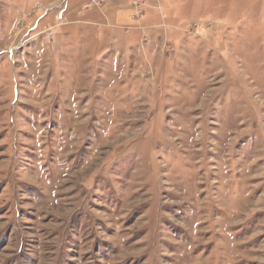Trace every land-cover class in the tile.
Listing matches in <instances>:
<instances>
[{
	"label": "rangeland",
	"instance_id": "1",
	"mask_svg": "<svg viewBox=\"0 0 264 264\" xmlns=\"http://www.w3.org/2000/svg\"><path fill=\"white\" fill-rule=\"evenodd\" d=\"M0 264H264V0H0Z\"/></svg>",
	"mask_w": 264,
	"mask_h": 264
}]
</instances>
